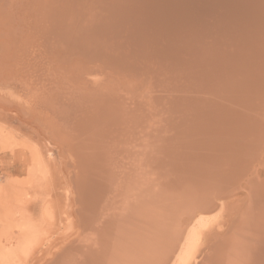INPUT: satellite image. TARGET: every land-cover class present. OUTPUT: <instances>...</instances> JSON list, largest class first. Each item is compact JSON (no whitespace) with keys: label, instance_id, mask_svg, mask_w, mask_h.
<instances>
[{"label":"rangeland","instance_id":"1","mask_svg":"<svg viewBox=\"0 0 264 264\" xmlns=\"http://www.w3.org/2000/svg\"><path fill=\"white\" fill-rule=\"evenodd\" d=\"M138 1L140 9L134 7L135 0L132 7L135 11L123 13L124 17L109 15L114 23L105 16L104 26L102 0H79V3L77 0H0V264L103 263L107 246L119 239L115 225L122 211L137 201L133 190L144 194L143 200L147 202L152 192L176 176L178 167L188 172L185 180H190V172L197 168L214 171L220 179L226 180L220 199L224 201L213 225L219 230L210 242L201 237L200 246L204 247L205 242L208 245L198 259L199 264H225L229 244L243 236L238 228L244 223L246 226L247 222L254 223L253 192L257 195V190L264 189V85L258 91L255 86L254 91L258 93H253L252 82L247 85L252 87L251 92L249 88L243 90L246 85L239 82L242 78L238 75L251 69V58L264 46V0H190L194 6L189 10L191 18L186 24L179 16L176 21L177 0ZM136 11L140 12L138 17L146 15L138 18ZM129 14H133V18ZM135 19L140 21L136 23ZM128 22L134 24L133 27ZM125 25L130 26V30ZM146 49H149L148 55ZM182 83L185 84L181 88ZM230 87L237 92L241 90L243 95L235 94L236 91L233 94L227 89ZM180 88L187 91L183 94ZM190 88L195 90L190 91ZM85 89L91 90L87 93ZM247 91L257 97L247 98ZM227 92L232 93L229 95H233V99ZM94 93L99 94L95 95L100 98L97 102L106 110L102 105L95 107L103 112L90 111L93 106L89 104V109L85 110L84 100L93 99ZM180 93L186 98L179 97ZM198 97L203 99L199 101ZM238 97H243L242 102H238ZM187 98L189 103L196 104H190L194 108L189 107ZM222 98L226 102H222ZM247 100H251V104ZM174 102L181 104L183 112L186 104L189 109L179 114L180 104L173 107ZM67 105L72 106L70 111ZM230 106L233 113L228 110ZM247 106L253 108L248 107V110ZM174 109L177 112H173ZM94 111L95 117L92 116ZM96 113H100L99 116ZM234 116L243 119L238 118L237 122ZM254 117L256 120L252 119ZM164 118L170 119L166 122ZM233 118L237 124H233ZM78 122L87 126L88 136L83 132L85 137H80L79 132L86 128H79ZM231 128L237 136L231 133ZM238 128L241 133L245 130L242 136ZM201 129L205 132H200ZM244 136L247 142L242 140ZM134 139H137L136 146ZM85 140L90 142L91 157ZM198 141L216 148L215 151L197 149L191 153L189 144ZM237 142L245 144L242 147ZM133 147L137 149H131ZM254 154H263L260 161ZM231 156L234 160L230 164ZM237 160L241 164L236 163ZM88 164L98 171L95 173L91 168L88 171ZM127 188L131 190L127 192ZM185 218L186 222L189 217ZM234 225L238 232L232 228ZM107 235L112 237L107 238ZM218 238L224 240V244ZM104 239L109 243H104ZM98 241L100 245L107 244L103 245L106 253L102 252V245L99 249ZM260 254H264V250ZM208 258H212V263ZM243 258L241 255V260H237L243 261Z\"/></svg>","mask_w":264,"mask_h":264},{"label":"bare ground","instance_id":"2","mask_svg":"<svg viewBox=\"0 0 264 264\" xmlns=\"http://www.w3.org/2000/svg\"><path fill=\"white\" fill-rule=\"evenodd\" d=\"M8 1V0H7ZM73 1V0H72ZM76 1V0H75ZM79 0H77V2H78ZM103 2H104V4H100V5H102V7H103V11H104V14H103V18L101 19L102 21L101 22H103L104 20L103 19H105V16H107L108 18L110 17L111 18V16H109V15H111V14H113V16L112 17H115L114 16V14H117L118 16H121V17H124V15H123V13H126V12H131L130 10H133V11H135L136 9L135 8H133L132 9V7L136 4V6H134V7H137V4H139V1L138 0H136L137 2L135 3V0H102ZM168 1V0H167ZM217 1V0H216ZM101 2V1H100ZM149 2V1H148ZM147 2V3H148ZM210 2H212V1H210ZM227 2H229L228 0H227ZM71 3V2H70ZM79 3V2H78ZM82 3H84V2H82ZM135 3V4H134ZM145 3V2H144ZM150 3V2H149ZM213 3V2H212ZM224 3V2H223ZM61 5H62V3H60ZM177 6H176V13H175V17H176V21H178L179 20V18L181 19L182 18V20H181V22H183L184 24H186V23H188V21H189V19L191 18V13L189 14V10H191L192 11V9H190L191 7H193L194 6V4H192V1L190 2V0H177ZM197 4V3H196ZM65 5H66V3H65ZM68 5V4H67ZM139 5H141V3L139 4ZM217 6V5H216ZM226 6V5H225ZM10 7V6H9ZM53 7V6H52ZM170 7V6H169ZM213 7H215V6H213ZM101 8V7H100ZM137 8H139V7H137ZM141 8V7H140ZM139 8V9H140ZM144 8V7H143ZM208 8H210V7H208ZM67 9H68V7H67ZM146 10H147V8H145ZM145 9H144V11H145ZM214 9V8H213ZM212 9V10H213ZM228 9V8H227ZM86 10V9H85ZM208 10V9H207ZM149 11V10H148ZM234 11V10H233ZM239 11V10H238ZM139 12V11H138ZM138 12L136 11V14L134 13V15H136L137 17H138ZM140 12L141 13H143L141 10H140ZM139 12V13H140ZM146 12V11H145ZM188 12V13H187ZM209 12V11H208ZM217 12V11H216ZM56 14V13H55ZM180 14H181V16H180ZM235 14V13H234ZM65 15V14H64ZM125 15H127V14H125ZM132 15L133 14H129V16H131L132 17ZM146 15V14H145ZM144 15V16H145ZM151 15V14H150ZM237 15V14H236ZM57 16V15H56ZM118 16H116V18L118 17ZM142 15L140 14V17H138V18H143V17H141ZM178 16H179V18H178ZM204 16V15H203ZM239 16H240V14H239ZM102 17V16H101ZM127 17V16H126ZM53 18V17H52ZM108 18H106L107 20H108ZM133 18V17H132ZM135 18V17H134ZM146 18H148V17H146ZM210 18V17H209ZM65 19V18H64ZM114 19V18H113ZM113 19L111 18V20L113 21ZM120 19V18H119ZM128 19V18H127ZM145 19V18H144ZM194 19V18H193ZM60 20V19H59ZM107 20H105V21H107ZM110 20V19H109ZM108 20V21H109ZM129 20V19H128ZM136 20V19H135ZM195 20V19H194ZM194 20H193V22H194ZM239 20V19H238ZM129 21H132V20H129ZM140 20L138 19V20H136V23L137 22H139ZM251 21V20H250ZM61 22V21H60ZM111 22V21H110ZM109 22V23H110ZM115 22V20L113 21V23ZM116 22H117V20H116ZM239 22V21H238ZM112 23V22H111ZM111 23H110V26H112L111 25ZM118 23V22H117ZM122 23H125V22H122ZM141 23V22H140ZM139 23V24H140ZM143 23V22H142ZM209 23V22H208ZM253 23H254V21H253ZM70 24V23H69ZM105 23L103 22V25H104ZM144 24V23H143ZM149 24V23H148ZM241 24V23H240ZM239 24V25H240ZM243 24H244V22H243ZM243 24H241V25H243ZM108 25V24H107ZM122 25H124V24H122ZM128 25H130V23L128 22ZM133 25L134 24H131L130 26H132L133 27ZM105 26V25H104ZM117 25L115 24V27H116ZM130 26H127V25H125V27H128L129 28V30H130ZM246 26V25H245ZM251 26V25H250ZM106 27H108V26H106ZM117 27H120V25H118ZM240 27V26H239ZM259 27V26H258ZM134 28H136V27H134ZM133 28V29H134ZM141 28V27H140ZM251 28V27H250ZM142 29H144V27L142 28ZM233 29V28H232ZM123 30V29H122ZM126 30H128V29H126ZM141 30V29H140ZM140 30H137L138 32H141ZM242 30H243V28H242ZM246 30V29H245ZM144 31V30H143ZM142 31V32H143ZM187 31V30H186ZM130 31H128V33H129ZM255 32V31H254ZM126 33V32H125ZM127 33V34H128ZM135 33V32H134ZM129 34H131V32L129 33ZM143 34V33H142ZM146 34H148V33H146ZM207 34V33H206ZM135 35V34H134ZM137 35V34H136ZM145 35V34H144ZM143 37V36H142ZM207 38V37H206ZM105 39V38H104ZM134 39V38H133ZM135 40V39H134ZM139 40V39H138ZM207 41V40H206ZM138 42H140V41H138ZM144 42V41H143ZM205 43V42H204ZM135 44V43H134ZM140 44V43H139ZM203 44V43H202ZM142 45V44H141ZM135 46V45H134ZM140 47V46H139ZM142 47V46H141ZM208 47V46H207ZM264 47V46H263ZM263 47H262V51H260V50H258V52L256 53V55H254V57L253 58H251L252 60H250V62H252V64L250 65L251 66V69L250 68H248L249 70L246 72V74H244V75H242V74H240V75H238V76H240L241 78H242V80L240 79V81L239 82H243V84H245L246 86H244L243 87V90L244 89H246V88H249V89H247L248 91H250V89H252V87L250 88V87H248L247 85L248 84H250L251 82H252V84L254 85L253 86V91L255 90V86H258V88H257V91H258V89H260V88H262V85H264V49H263ZM147 48V47H146ZM153 48V47H152ZM220 48V47H219ZM141 49V48H140ZM205 49V48H204ZM134 50V49H133ZM139 50V49H138ZM148 50L149 49H146V50H144V51H147L146 53H147V55L149 54V52H148ZM210 50V49H209ZM213 50V49H212ZM211 50V51H212ZM217 50V49H216ZM259 51H260V53H259ZM213 52V51H212ZM212 54V53H211ZM147 55H145V56H147ZM206 55H207V53H206ZM19 56V55H18ZM211 56V55H210ZM147 57H150V56H147ZM211 58V57H210ZM21 59V58H20ZM175 60V59H174ZM177 62V61H176ZM192 62V61H191ZM178 63V62H177ZM184 63V62H183ZM181 63H179V64H177V65H180ZM206 64V63H205ZM244 64H246V63H244ZM176 65V66H177ZM255 65H256V67H255ZM183 65H181V67H182ZM195 66V65H194ZM249 66V67H250ZM180 67V69H182V68H185V67H182L181 68ZM173 68V67H172ZM167 69V68H166ZM171 69V68H170ZM173 69H175V68H173ZM177 69V68H176ZM179 69V70H180ZM214 69V68H213ZM24 70V69H23ZM185 70V69H184ZM207 70V69H206ZM211 70V69H210ZM245 70V69H244ZM159 71V70H158ZM173 71V70H172ZM182 70H180V72H181ZM222 71V70H221ZM220 71V72H221ZM29 72V71H28ZM174 72V71H173ZM220 72H219V76L221 75L220 74ZM194 73V72H193ZM235 73V72H234ZM24 74V73H23ZM171 74V73H170ZM169 74V75H170ZM185 75H188V74H186L185 73ZM192 77V79H193V75L192 74H190ZM206 75H207V73H206ZM236 75V74H235ZM152 76V75H151ZM172 76V75H171ZM205 76V75H204ZM184 77V76H183ZM199 77H201V76H199ZM199 77H196V78H199ZM206 77V76H205ZM221 77H222V75H221ZM240 77H236V78H240ZM176 78H178V77H176ZM204 78V77H203ZM231 78V77H230ZM183 79H185V78H183ZM182 79V80H183ZM182 80H180V81H182ZM229 80V79H228ZM232 80V79H231ZM230 80V81H231ZM238 80V79H237ZM237 80H235L234 82H236ZM184 81V80H183ZM189 81V80H188ZM192 81V80H191ZM197 81V80H196ZM22 82V81H21ZM203 82V81H202ZM205 82H207V81H205ZM210 82V81H209ZM232 82H233V80H232ZM154 83V82H153ZM173 83V82H172ZM174 83H176L175 81H174ZM187 83V82H186ZM196 83V82H195ZM194 83V84H195ZM211 83V82H210ZM222 83H224V82H222ZM236 83H238V82H236ZM235 83V84H236ZM178 84V83H177ZM174 85L175 87L176 86H178V85ZM185 83H182V84H179V87H183V85H184ZM194 84H192L193 86H194ZM197 84H199V83H197ZM241 84V83H240ZM239 84V85H240ZM169 85V84H168ZM181 85V86H180ZM187 85V84H186ZM189 85V84H188ZM228 85V84H227ZM226 85V86H227ZM229 85H231V87H233L234 86V84H230L229 83ZM237 85V84H236ZM236 85H235V88L237 89L238 87H236ZM171 86V85H170ZM196 87L198 86V85H195ZM252 86V85H251ZM147 87V86H146ZM185 87H187V86H185ZM199 87H201L200 86V84H199ZM207 87H208V85H207ZM231 87L230 88H227V89H229V90H231V92L233 93V91L234 90H232L231 89ZM180 88V89H181ZM195 88V87H194ZM211 88V87H210ZM240 89L242 88V87H239ZM184 89H186V88H184ZM193 88H190V91L192 90ZM226 89V88H225ZM48 90V89H47ZM84 90V89H83ZM82 90V91H83ZM87 89H85V91H86ZM89 90V89H88ZM91 90V89H90ZM90 90L89 91H86L87 93H89L90 92ZM177 90V89H176ZM193 90H195V89H193ZM192 90V91H193ZM201 90H204V89H201ZM93 91V90H92ZM91 91V94L90 95H92V92ZM172 91V90H171ZM183 91V89H181V92ZM184 91H187V89L186 90H184ZM184 91L182 92L183 94H184ZM189 91V92H190ZM236 91V92H235ZM234 92H235V94L236 93H240L241 92V90H238V92H237V90H235ZM247 91V92H248ZM252 91V90H251ZM250 91V92H251ZM256 91V90H255ZM253 92V93H258V92ZM264 91V90H263ZM222 92V94H224V92L223 91H221ZM244 92H246V90L244 91ZM250 92H248L247 93V95H245L247 98H250L251 96L254 98L255 96L257 97V95H250L249 93ZM97 93V92H96ZM232 93H229V92H227V94L229 95V94H232ZM242 93V92H241ZM83 95H84V93H82ZM234 94V93H233ZM246 94V93H245ZM248 94L250 95L249 97H248ZM74 95V94H73ZM95 95H99V94H95L94 93V98L92 97V96H89V97H92L93 99H95L96 97H95ZM171 95H173V94H171ZM179 95V94H178ZM218 95V94H217ZM227 95V96H228ZM237 95H239V97L241 96L240 94H237ZM242 95H243V93H242ZM85 96H87V95H85ZM85 96L83 97V98H85ZM102 96H104V95H102ZM101 96V97H102ZM150 96V95H149ZM182 96H185V95H182ZM188 96V95H187ZM206 96V95H205ZM205 96H204V98H205ZM220 96V95H219ZM224 96H226V94L224 95ZM232 97H233V95H231ZM235 96V95H234ZM259 96V95H258ZM263 96H264V94H263ZM98 97V96H97ZM179 97H181V93H180V95H179ZM179 97H178V99H179ZM189 98H191V96H188ZM209 97V96H208ZM222 97V96H221ZM229 97H230V95H229ZM228 97V98H229ZM232 97H230L231 99H233ZM238 97V99H239V101L238 102H242V99H243V97H241V99ZM99 98V97H98ZM98 98H96V100H93V99H91V98H87V99H85L84 101H85V107H86V109L85 110H87V109H89L88 108V104L90 105V106H93V107H90V108H93V109H90V111L91 110H94V109H97L95 106H98L99 104V102H97L99 99ZM104 98V97H103ZM182 99H185L186 97H181ZM211 98H213L212 96H211ZM215 98V97H214ZM225 98H227V97H225ZM227 98V100H231V99H228ZM235 98V97H234ZM245 98V97H244ZM252 98V99H253ZM88 99H90V101L88 102L87 100ZM156 99V98H155ZM188 99V98H187ZM186 99V100H187ZM198 99H199V101H201V99H203V98H199L198 97ZM198 99H197V101H198ZM236 99V98H235ZM251 99V100H252ZM255 99V98H254ZM257 99H259V98H257ZM153 100V99H152ZM151 100V101H152ZM206 100V99H205ZM222 102H226L225 100L226 99H223L222 98ZM251 100H247V101H250V104H251ZM263 100V102H264V98L262 99ZM96 101V102H95ZM102 101V100H101ZM100 101V102H101ZM181 100H177V102H180ZM188 101V103H189V101H190V99H188L187 100ZM208 101V100H207ZM206 101V102H207ZM215 101H217V100H215ZM221 101V99L219 100V102ZM235 101H237V100H235ZM244 101H246V99L244 100ZM243 101V103H245ZM255 102L256 100H252V102ZM107 102V101H106ZM105 102V103H106ZM184 102H186V101H184ZM184 102H182V104L184 103ZM202 102H204V101H202ZM202 102H201V105H202ZM218 102V103H219ZM232 102V101H231ZM257 102V101H256ZM259 102V101H258ZM257 102V103H258ZM263 102H262V104H263ZM61 103H62V101H61ZM128 103V102H127ZM175 103V102H174ZM181 103V102H180ZM180 103H175L174 105H173V107L174 106H177L178 104H180ZM193 103V102H192ZM192 103H189V105L191 104L192 105ZM232 103H234V102H232ZM248 104H249V102H247ZM261 103V102H260ZM76 104H77V102H76ZM142 104V103H141ZM186 104V103H185ZM193 104H195V103H193ZM237 104V103H236ZM235 104V105H236ZM246 104V103H245ZM247 104V105H248ZM249 104V105H250ZM261 104V105H262ZM70 105V104H69ZM74 105V104H73ZM81 105V104H80ZM100 105H102V103L100 104ZM99 105V106H100ZM107 105H109L108 104V102H107ZM184 105V104H183ZM188 104H186V106H183V108H185V110L186 111H184V112H187V110L189 109H187L186 107L187 106H189ZM189 106V107H193L194 108V105L193 106ZM196 105V104H195ZM206 105H207V103H206ZM238 105V104H237ZM240 105H242V104H240ZM77 106V105H76ZM79 106V105H78ZM179 107H180V109H182V106H181V104L180 105H178ZM226 106V105H225ZM243 106H244V104H243ZM67 107L69 108V106L67 105ZM66 107V108H67ZM72 107V106H71ZM71 107L69 108V110L68 111H70V109H71ZM85 107H83V108H85ZM101 107H103L104 108V105H102ZM120 107V106H119ZM145 107V106H144ZM173 107H171L170 106V108H171V110H172V108ZM228 107V106H227ZM231 107L232 106H230L229 108H228V110L230 109L231 110ZM238 107V106H237ZM248 107L249 106H247V109H248ZM251 107V106H250ZM249 107V108H250ZM259 107V106H258ZM74 108V107H73ZM82 108V109H83ZM100 108V107H99ZM97 109V110H100L101 111V109ZM102 108V109H103ZM133 108V107H132ZM234 108V107H233ZM239 108H241V107H239ZM238 108V109H239ZM253 107H251V109H252ZM60 109V108H59ZM62 109V108H61ZM76 109H79V108H77L76 107ZM105 110H106V107L104 108ZM175 109H177V108H175ZM175 109L173 110V112L175 111ZM191 109V108H190ZM64 110H65V108H64ZM80 110H81V108H80ZM96 110V111H97ZM192 110H194V109H192ZM229 110V111H230ZM249 110V109H248ZM90 111H89V113H90ZM104 110H102L101 112H103ZM126 111V110H125ZM177 111H179L178 113L179 114H181V112H183V109L180 111V110H178L177 109ZM177 111H175V112H177ZM191 110H189L188 112H190ZM233 111V110H232ZM232 111H230L231 113H233ZM236 111V110H235ZM256 111V110H255ZM58 112V111H57ZM80 112H82V111H79L78 113H80ZM85 112V111H84ZM97 112H99V111H97ZM135 112V111H134ZM183 112V113H184ZM193 112V111H192ZM194 112H196V111H194ZM236 112H238V111H236ZM235 112V113H236ZM247 112V111H246ZM70 113V112H69ZM88 113V114H89ZM93 114H92V116H94L95 114V111L94 112H92ZM168 113H172V112H168ZM178 113H175V114H177V116H178ZM191 113V112H190ZM228 113V112H227ZM243 113H245L244 111H243ZM255 113V112H254ZM83 114V113H82ZM86 114V113H85ZM84 114V115H85ZM87 114V115H88ZM98 114H100V113H98ZM97 113H96V115H98ZM103 116H104V113H101ZM134 114H137L136 112L134 113ZM140 114V113H139ZM141 114H142V112H141ZM144 114V113H143ZM173 114V113H172ZM186 115H187V113H185ZM238 114V113H237ZM78 115V114H77ZM84 115H82V116H84ZM91 115V114H90ZM128 115V114H127ZM129 115H133V114H129ZM167 115V114H166ZM242 116L244 115V114H241ZM248 115V114H247ZM255 115H257V112H256V114ZM81 115H79V117H82ZM99 116V115H98ZM137 116V115H136ZM164 116V115H163ZM175 117H176V115H174ZM182 117L184 116L183 114L181 115ZM264 116V115H263ZM77 117V116H76ZM76 117H74V118H76ZM78 117V118H79ZM95 117V116H94ZM135 117V116H134ZM168 117V116H167ZM181 117V118H182ZM185 117V116H184ZM71 118H72V116H71ZM77 118V119H78ZM105 118H106V116H105ZM137 118V117H136ZM141 118V120H142V117H140ZM161 118V117H160ZM178 118H180V116L178 117ZM180 118V119H181ZM234 118L236 119V121L238 122V118H240V120H242L243 118L242 117H235L234 116ZM234 118H233V124L236 122V121H234ZM242 118V119H241ZM249 118H250V116H249ZM79 119H81V118H79ZM78 119V120H79ZM83 119V118H82ZM85 119H86V117H85ZM93 119V118H92ZM165 119V118H164ZM167 119V118H166ZM165 119V120H166ZM170 118H168L167 120H169ZM174 119V118H173ZM238 119V120H237ZM252 119H254V120H256V117H254V118H252ZM67 120V119H66ZM65 120V121H66ZM73 120H75V119H73ZM105 120H107V119H105ZM135 120V119H134ZM152 120V119H151ZM167 120H166V122H167ZM171 120H172V115H171ZM181 120H183V118L181 119ZM84 121H87V120H84ZM128 121H130V120H128ZM140 121V120H139ZM163 122V124H165L166 122H164L163 120H160V122ZM174 121H176V120H174ZM178 121H179V119H178ZM200 121V120H199ZM244 121H246V120H244ZM244 121H241L240 123L241 124H243V122ZM74 122H76V120L74 121ZM90 122V121H89ZM106 122V121H105ZM132 122V121H131ZM134 122V121H133ZM237 122L235 123V124H237ZM253 122V121H252ZM79 123H81V122H78V124ZM82 123H83V121H82ZM85 123V122H84ZM87 123V122H86ZM94 123V122H93ZM92 123V124H93ZM104 123V122H103ZM126 123V122H125ZM172 123V122H171ZM228 123H230V122H228ZM245 123V122H244ZM246 123H248V122H246ZM77 124V123H76ZM88 124V123H87ZM90 124V123H89ZM88 124V125H89ZM104 124H106V123H104ZM137 124V123H136ZM140 124V123H139ZM138 124V125H139ZM144 124V123H143ZM161 124V123H160ZM177 124V123H176ZM175 124V125H176ZM199 124V123H198ZM232 124V125H233ZM252 124H254V123H252ZM84 125V124H83ZM127 125V124H126ZM141 125V124H140ZM139 125V126H140ZM174 125V126H175ZM74 125H73V122H72V127H73ZM78 126V125H77ZM81 125L79 124V128H81V127H83V128H86L84 131H80L79 132V134H80V137L82 136V137H85L84 135H82V133L83 134H87V126L86 127H84V126H81ZM129 126H131V125H129ZM161 126H163L162 124L161 125H159V127H160V129H161ZM165 126V125H164ZM245 126H247V125H245ZM70 127V126H69ZM237 127V126H236ZM242 127V126H241ZM248 127V126H247ZM95 128V127H94ZM138 128V127H137ZM232 128H235V127H233L232 126ZM231 128V131L232 130H234V129H232ZM78 129V128H77ZM119 129V128H118ZM139 129V128H138ZM156 129V128H155ZM174 130L176 129L175 127L173 128ZM230 129V128H229ZM242 129H243V127H242ZM251 129H252V127H251ZM80 130V129H79ZM122 130V129H121ZM140 130V129H139ZM157 131H158V129H156ZM156 130H154L155 132H156ZM200 130V129H199ZM239 132H240V129L238 128L237 129ZM153 131V132H154ZM160 131V130H159ZM162 132H163V129L161 130ZM243 131H245V130H243ZM243 131H242V133H243ZM250 131V130H249ZM69 132H70V130H69ZM139 132V131H138ZM200 132H205V131H203L202 129H201V131ZM234 131H232L231 133L232 134H234L233 133ZM237 132V131H236ZM238 132V133H239ZM71 133L73 134V132L71 131ZM241 133V132H240ZM239 134V136H242L243 134ZM262 133V132H261ZM154 134V133H153ZM158 134H159V132H158ZM236 134V133H235ZM247 134V133H246ZM251 134V133H250ZM254 134V133H253ZM155 135H157L156 133H155ZM244 135H245V132H244ZM247 135H249V134H247ZM262 135V134H261ZM87 136H88V134H87ZM167 136V135H166ZM236 136H237V134H236ZM236 136H235V138H236ZM239 136H238V138H239ZM250 136V135H249ZM253 136V135H252ZM117 137H118V135H117ZM230 137H232V136H230ZM153 138V137H152ZM243 138H245V136L244 137H242V140H246V139H243ZM249 138V137H248ZM256 138V137H255ZM108 139V138H107ZM113 139H115V138H113ZM240 139V138H239ZM262 139V138H261ZM126 140V139H125ZM135 140V139H134ZM137 140V139H136ZM134 141V146H136L137 145V141ZM264 140V139H263ZM262 140V141H263ZM81 141V140H80ZM88 141H89V138H88ZM91 141V140H90ZM127 141V140H126ZM154 141H155V138H154ZM128 142V141H127ZM126 142V143H127ZM135 142H136V145H135ZM239 142H241V141H239ZM239 142H237V143H239ZM245 142H247V140L245 141ZM264 142V141H263ZM263 142H261V143H263ZM88 143H90V142H87V140H85L84 141V144H85V146H86V148H87V150H88V145H90V144H88ZM243 143L244 142H242L240 145L243 147ZM75 144V143H74ZM113 144H114V142H113ZM124 144V143H123ZM132 144V143H131ZM154 144H156L155 142H154ZM245 144V143H244ZM264 144V143H263ZM263 144H262V146H263ZM78 145V144H77ZM190 145V147L192 148V150L190 151L191 153H192V151L193 150H197V149H199V150H203V151H205L206 149V151H215V149L216 148H211L210 147V145H206L205 143H203L202 141H198V142H192V143H190L189 144ZM250 145V144H249ZM252 145H253V143H252ZM219 146V145H218ZM217 146V147H218ZM251 146V145H250ZM81 147V146H80ZM90 148V147H89ZM128 148V147H127ZM264 148V147H263ZM85 149V148H84ZM107 149V148H106ZM131 149H134V150H136L135 149V147H133V148H131ZM131 149H129V150H131ZM218 149H220L219 147H218ZM242 149V151L244 150L243 148H241ZM253 149V148H252ZM262 149V148H261ZM174 150V149H173ZM239 150V152H241V150L240 149H238ZM126 151H127V149H126ZM133 150H131V152H132ZM219 151V150H218ZM229 151H230V149H229ZM235 151H236V149H235ZM250 151H252L251 149H250ZM249 151V152H250ZM261 151V150H260ZM263 151H264V149H263ZM87 152V151H86ZM231 152H233V151H231ZM237 152V151H236ZM244 152V151H243ZM248 152V151H247ZM246 152V153H247ZM256 152H259V151H256ZM88 153L90 154V157L93 155L92 154V152H90V150H88ZM135 153V152H134ZM133 153V154H134ZM137 153V152H136ZM235 153V152H234ZM238 153V152H237ZM263 153V152H262ZM99 154V153H98ZM119 154V153H118ZM121 154V153H120ZM131 154V153H130ZM190 153H188V155H189ZM233 154V153H232ZM236 154V153H235ZM235 154H233L234 156H235ZM240 154V153H239ZM88 155V154H87ZM86 155V157L87 158H89L88 156ZM178 155H179V153H178ZM244 155H245V153H244ZM247 155V154H246ZM261 155H263V154H260V155H258V154H254L253 156H255L256 158H258L259 157V161H260V156ZM153 156V155H152ZM185 156V155H184ZM228 156H230V155H228ZM258 156V157H257ZM212 157H214V155L212 156ZM235 157H237V156H235ZM245 157V156H244ZM248 157V156H247ZM251 157V156H250ZM130 158V157H129ZM249 158V157H248ZM247 158V159H248ZM231 160H229V163L231 164V162L234 160V158L231 156V158H230ZM238 159V158H237ZM240 159H241V157H240ZM253 159V158H252ZM159 160L160 161H162L161 159H160V157H159ZM170 160V159H169ZM224 160H226V157H225V159ZM223 160V161H224ZM243 161H246V159H242ZM258 160H256V161H258ZM231 161V162H230ZM225 162V161H224ZM224 162L223 163H221V164H224ZM236 163H240L241 164V161L240 162H238V160L237 161H235ZM160 163V162H159ZM207 163V162H206ZM233 163V162H232ZM248 163V162H247ZM253 163V162H252ZM221 164H220V166H221ZM255 163H253V165H254ZM226 165V164H225ZM215 166H217V165H215ZM220 166H218V167H220ZM234 167V166H233ZM254 167V166H253ZM89 168H91V171H95V173H96V171H98V169L97 168H93L92 169V166H90L89 164L87 165V169H88V171H89ZM136 168H137V166H136ZM220 168H222V167H220ZM239 168V167H238ZM238 168H236V169H238ZM243 168V167H242ZM233 169V168H232ZM83 170V169H82ZM219 170H221V169H219ZM240 170V172H241V169H239ZM252 170V169H251ZM137 171V170H136ZM249 171V170H248ZM247 171V172H248ZM168 172H170V171H168ZM172 172V171H171ZM176 172V171H175ZM174 172V173H175ZM214 172V171H213ZM213 172H211L210 173V171H207V169H204L203 171H202V169L200 168H197V169H195V171H191L190 173H192V178L189 180V179H187V180H185V174H187L188 172H185V171H181L180 170V168L178 167V169H177V172H176V176L174 177L175 178V182L173 181L174 180V178L172 179V174L170 175V178L172 179L171 181H168L167 183H165V185H161L160 186V189H155V190H157V191H154V192H152L153 193V195L151 196V198L148 200V199H146V201L147 202H144V200H143V198H144V194H142V193H139V192H137V191H135V190H133V193H134V197L133 198H135V200L137 199V201H135V203L133 204V203H131L130 204V206H128L129 208H126L125 210H127V212L125 211V210H123L122 211V214H121V216H120V219H119V222L118 223H116L115 221V223L117 224V225H115V226H117V227H115L116 229L115 230H118L117 231V233H115V234H118V236H119V239L118 240H116V242H115V244H112L111 246H107V244H101L102 245V248H103V250H102V252H104V253H106L105 251H106V249H107V253H106V255L105 254H103L102 252V254L105 256V258H104V262L103 263H101V264H199V261H198V259L200 258V256H202V253L205 251V249H206V247H207V243L206 242H208V240L209 239H211L212 240V238L214 239V235H216V233H218V232H216V230H219V229H217L216 228V226H213L214 224H215V215L217 214V212H218V209L221 207V203L224 201V200H219V201H214L213 199H214V195H216L218 192H220V188L222 189V187H224V185L226 184V180L224 179V178H222V179H220V177H218L217 176V173H213ZM222 172V171H221ZM257 172V171H256ZM153 173V172H152ZM205 173V174H204ZM208 175H207V174ZM219 173V172H218ZM235 173V172H234ZM126 174V173H125ZM238 173H236V176H238L237 175ZM250 174V173H249ZM204 175V176H203ZM213 175V176H212ZM137 177V176H136ZM146 177V176H145ZM210 177H211V179H210ZM240 177V176H239ZM257 177H258V175H257ZM133 178V177H132ZM246 179H247V177H245ZM134 179V178H133ZM145 179V178H144ZM166 179V178H165ZM230 179H233V178H230ZM132 180V179H131ZM170 180V179H169ZM212 182V183H209L210 181ZM234 180H235V178H234ZM251 180H253V178L251 179ZM133 181H135V180H133ZM167 181V180H166ZM251 182V181H250ZM249 182V183H250ZM255 182V181H254ZM121 183V182H120ZM248 183V184H249ZM128 184H129V182H128ZM137 184V183H136ZM167 184V185H166ZM258 184H259V182H258ZM254 185H256L257 186V184H254ZM262 184H259V186H261ZM134 186V185H133ZM179 186V187H178ZM258 186V187H259ZM252 187V186H251ZM258 187H256V188H258ZM151 188H154V187H151ZM128 189V188H127ZM133 189V188H132ZM146 189V188H145ZM258 189H260V188H258ZM87 190V189H86ZM131 190V189H130ZM129 189L127 190V192L128 191H130ZM136 190H137V188H136ZM149 190V189H148ZM151 190V189H150ZM253 190V189H252ZM251 190V191H252ZM93 191V190H92ZM123 191V190H122ZM124 191H126V190H124ZM248 191H250V190H248ZM96 192V191H95ZM136 192H137V194H136ZM255 192V191H254ZM254 192H253V197H252V199H254V202L256 203V204H254V207H256V209H254L253 207L251 208V215H254V216H256L255 217V221H254V223H251V222H247V224H246V226L243 224H240V225H242V226H245V227H242V226H240L238 229H240L239 230V232H238V229H237V227H235V225L234 226H232V228L234 229V230H237V232L239 233V234H242L243 236H241V238L239 237V238H235L234 239V242H231L230 244H229V248L230 249H228L229 250V252L227 253V258H226V256L224 257V258H226V263L225 264H261V262L262 261H264V254H260L261 253V251H263L264 250V189L263 190H257V195H256V193L254 194ZM91 192L89 191V195H91L90 194ZM94 193V192H93ZM145 193H147V191L145 192ZM108 194V193H107ZM126 194V193H125ZM140 194V195H139ZM225 194V193H224ZM250 194V193H249ZM94 195V194H93ZM141 195H143V196H141ZM128 196V195H127ZM104 197H105V195H104ZM145 197H147V196H145ZM88 198V197H87ZM119 198V197H118ZM125 198V197H124ZM250 198V197H249ZM252 199H250V200H252ZM232 200V199H231ZM113 201V200H112ZM125 201V200H124ZM133 201V200H132ZM227 201V200H226ZM116 202V201H115ZM114 202V203H115ZM131 202V201H130ZM100 204V203H99ZM105 204V203H104ZM104 204H103V206H104ZM145 204H148V205H145ZM233 204V203H232ZM234 205V204H233ZM247 205V204H246ZM91 207V206H90ZM114 207H115V205H114ZM131 207V208H130ZM232 207L233 206H231V209H232ZM110 209V208H109ZM104 210H106V209H104ZM104 212V211H103ZM107 212V211H106ZM101 213V212H100ZM115 213H117V212H115ZM104 214H106V213H104ZM109 215V214H108ZM107 215V216H108ZM250 215V214H249ZM102 216V215H101ZM185 217H189L188 219H187V221L185 222ZM185 218V219H184ZM237 218V217H236ZM240 219V218H239ZM243 220V219H242ZM240 221V220H239ZM244 221V220H243ZM232 222H234V220L232 221ZM238 222V221H237ZM110 223V222H109ZM207 227H209L208 229H207ZM241 227H242V229H241ZM233 230V231H234ZM236 232V234H238ZM96 233V232H95ZM111 233V232H110ZM235 233V232H234ZM99 234V233H98ZM112 235H113V233H111ZM114 234V235H115ZM220 234V233H219ZM93 235H94V233H93ZM97 235V234H96ZM113 235V236H114ZM89 236H91V233H90V235ZM105 236V235H104ZM109 235H107V238H111V237H108ZM201 237H204V239H205V243L203 244V245H205L204 247H202V246H200V239H201ZM90 238V237H89ZM105 238H106V236H105ZM115 238H116V236H115ZM114 237L112 238V239H115ZM118 238V237H117ZM116 238V239H117ZM85 239V238H84ZM91 239V238H90ZM216 239V238H215ZM87 240H88V238H87ZM93 240V239H92ZM104 240H106V241H104V243H109V240H107V239H104ZM218 240H219V242L220 243H223L224 244V240H222V239H220V238H218ZM217 240V241H218ZM241 240V241H240ZM101 242H102V239L100 240ZM110 241H112V240H110ZM114 241V240H113ZM209 242H210V240H209ZM98 243H99V241H98ZM97 243V244H98ZM113 243V242H112ZM212 243V242H211ZM207 244V245H206ZM225 244H227V242H225ZM233 244V245H232ZM100 243L98 244V246H99V249H101L100 248ZM103 245H106L107 246V248H105L104 249V247H106V246H103ZM110 245V244H109ZM216 245V244H215ZM215 245H214V247H215ZM218 245V244H217ZM97 246V245H96ZM97 246V247H98ZM200 246V247H199ZM220 246V245H219ZM222 246V245H221ZM202 247V248H201ZM217 247V246H216ZM223 247V246H222ZM97 249V248H96ZM98 249V250H99ZM224 249V248H223ZM226 250H227V248H226ZM212 251V250H211ZM224 252V251H223ZM99 253V252H98ZM213 253V252H212ZM214 253H216V251L214 252ZM213 253V254H214ZM208 254V253H207ZM103 255H101V257L103 256ZM215 255V254H214ZM241 255H242V257H244L243 259V261H238L237 259H239L240 258V260H241ZM208 256H210L209 254H208ZM100 257V258H101ZM205 257V256H204ZM212 257V256H211ZM220 257V256H219ZM103 258V257H102ZM95 259V258H94ZM97 260H98V258H96ZM206 259V258H205ZM210 260V262H211V260H212V258L210 259V258H208V261ZM220 260V259H219ZM201 261V260H200ZM213 261H214V263L216 262L214 259H213ZM96 262H98V261H96L95 260V263ZM209 262V263H210ZM212 263V262H211ZM200 264H201V262H200ZM206 264H208V263H206ZM263 264V263H262Z\"/></svg>","mask_w":264,"mask_h":264},{"label":"water","instance_id":"3","mask_svg":"<svg viewBox=\"0 0 264 264\" xmlns=\"http://www.w3.org/2000/svg\"><path fill=\"white\" fill-rule=\"evenodd\" d=\"M226 185L224 187H222V189L220 188V192H218L216 195H214V201H219L222 198V193L225 189Z\"/></svg>","mask_w":264,"mask_h":264}]
</instances>
